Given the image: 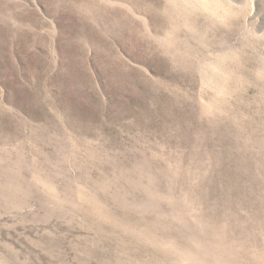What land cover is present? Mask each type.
Listing matches in <instances>:
<instances>
[{"label": "rangeland", "instance_id": "obj_1", "mask_svg": "<svg viewBox=\"0 0 264 264\" xmlns=\"http://www.w3.org/2000/svg\"><path fill=\"white\" fill-rule=\"evenodd\" d=\"M0 264H264V0H0Z\"/></svg>", "mask_w": 264, "mask_h": 264}]
</instances>
